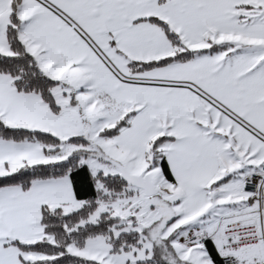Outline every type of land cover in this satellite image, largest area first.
<instances>
[{
    "label": "snow or ice",
    "instance_id": "snow-or-ice-1",
    "mask_svg": "<svg viewBox=\"0 0 264 264\" xmlns=\"http://www.w3.org/2000/svg\"><path fill=\"white\" fill-rule=\"evenodd\" d=\"M0 264H264V0H0Z\"/></svg>",
    "mask_w": 264,
    "mask_h": 264
}]
</instances>
